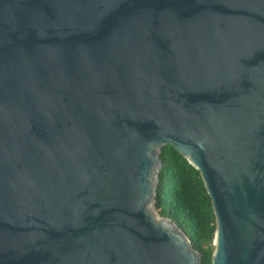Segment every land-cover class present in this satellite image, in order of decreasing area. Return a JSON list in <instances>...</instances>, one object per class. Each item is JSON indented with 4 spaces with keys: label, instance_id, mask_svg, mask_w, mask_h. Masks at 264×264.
<instances>
[{
    "label": "water",
    "instance_id": "water-1",
    "mask_svg": "<svg viewBox=\"0 0 264 264\" xmlns=\"http://www.w3.org/2000/svg\"><path fill=\"white\" fill-rule=\"evenodd\" d=\"M165 146L210 264H264V0H0V264H200L153 207Z\"/></svg>",
    "mask_w": 264,
    "mask_h": 264
},
{
    "label": "trees",
    "instance_id": "trees-1",
    "mask_svg": "<svg viewBox=\"0 0 264 264\" xmlns=\"http://www.w3.org/2000/svg\"><path fill=\"white\" fill-rule=\"evenodd\" d=\"M159 161L153 207L183 233L200 264H210L215 225L199 174L169 146L161 149Z\"/></svg>",
    "mask_w": 264,
    "mask_h": 264
}]
</instances>
